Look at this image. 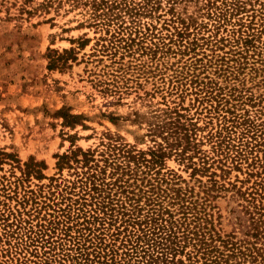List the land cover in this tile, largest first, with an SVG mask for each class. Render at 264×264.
<instances>
[{
	"label": "trees",
	"instance_id": "16d2710c",
	"mask_svg": "<svg viewBox=\"0 0 264 264\" xmlns=\"http://www.w3.org/2000/svg\"><path fill=\"white\" fill-rule=\"evenodd\" d=\"M191 1L68 0L105 31L103 52L146 56L142 74L155 81L154 94L165 92L148 124L162 144L141 151L108 138L103 165L97 150L79 149L82 159L58 156L60 171L75 169V179L50 178L37 189L31 180L46 179V164L31 158L23 168L0 150V165L21 171L0 179V264H264V0H205L208 22L201 23L176 10ZM34 3L0 0V12L31 17L62 1ZM11 7H18L15 16ZM148 18L165 19L162 28L143 24ZM178 56L171 66L163 60ZM187 96L194 98L185 107ZM173 157L191 170L194 185L167 168ZM232 171L244 178L231 181ZM222 193L238 203L229 211L230 233L213 211ZM13 197H21L17 209L6 202Z\"/></svg>",
	"mask_w": 264,
	"mask_h": 264
},
{
	"label": "rangeland",
	"instance_id": "374dc122",
	"mask_svg": "<svg viewBox=\"0 0 264 264\" xmlns=\"http://www.w3.org/2000/svg\"><path fill=\"white\" fill-rule=\"evenodd\" d=\"M41 1L35 0L33 5L37 6ZM58 1L62 3H56L47 14L40 11L31 17L24 15L10 19L6 8L0 12V150L15 154L22 167L31 158L46 164L47 169L43 171L46 179L31 180V187L35 189L36 185L49 184L50 178L59 179L60 183L75 179V169L65 165L60 171L58 156L77 154L78 159H82L79 149L85 153L97 150L93 152L94 157L103 165L102 143L108 142V138L141 151L162 144L160 138L150 137L148 124L150 109L164 107L162 95L165 92L154 94L155 81L150 74H142L140 63L146 56L139 58L140 53H137L129 57L121 52L113 56L114 51L103 52L100 47L103 42L98 40L105 36V31L90 25L81 8L72 9L68 0ZM205 2L192 0L178 5L176 10L198 23L208 22L207 17H201L204 11L200 8ZM17 10L18 7H11V16H15ZM141 20L143 24H154L160 29L165 19ZM243 20L249 23L250 19ZM126 21L128 25L131 19ZM259 21L256 19V25ZM228 28L231 31L236 27L229 25ZM208 34L206 32V36ZM179 58L163 60L171 66ZM188 58L186 56L182 64ZM219 81L223 82V79ZM248 87H252L250 82ZM171 98L175 99L168 97V100ZM192 98L194 96L184 99L185 107L190 106ZM149 101L153 103L150 108ZM248 109L253 110L250 106ZM141 115L148 123L140 118ZM205 133L207 130L201 134ZM201 148L210 151L211 145L204 143ZM72 163L73 159H70ZM166 164L168 169L194 185L191 170L184 164L174 157ZM110 171L108 168V174ZM13 175L20 176V169L6 163L0 165V179L5 176L14 179ZM236 176L244 178L242 172L232 171L231 181ZM201 179L206 181L208 178ZM230 194L222 193L213 203L215 216H222L220 227L224 233L234 229L229 211L236 209L238 204ZM20 198L13 197L6 202L17 209Z\"/></svg>",
	"mask_w": 264,
	"mask_h": 264
}]
</instances>
